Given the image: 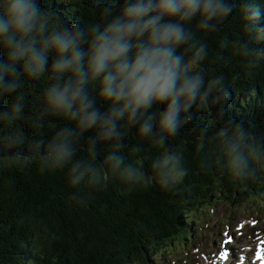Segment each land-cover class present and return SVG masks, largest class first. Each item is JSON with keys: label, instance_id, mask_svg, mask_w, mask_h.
Instances as JSON below:
<instances>
[{"label": "clouds", "instance_id": "9594fccd", "mask_svg": "<svg viewBox=\"0 0 264 264\" xmlns=\"http://www.w3.org/2000/svg\"><path fill=\"white\" fill-rule=\"evenodd\" d=\"M235 7L227 0H121L105 5L100 19L86 27L75 20L49 27L52 17L39 0H0V49L6 52V59L0 61V95L17 93L11 110L0 112V124L15 125L25 118V97L18 91L24 86L21 77L37 85L47 80L40 93L41 111L27 118L41 131L47 127L45 117L62 124L50 136L28 140L26 152H12L24 145L26 134L8 138L9 166L24 161L19 167H26L38 161L41 172L65 171L71 188L89 193L105 190L110 182L132 191L153 179L163 191L178 190L188 169L182 166L183 154L173 151L168 142L224 80L221 74L205 87L206 45L193 43L195 32L189 25L195 21L196 31H215ZM245 7L249 19H259V11ZM218 91L230 101L231 87ZM134 129L139 140L163 149L151 163L152 176L142 160L126 153L124 141ZM236 130L242 141L243 126L237 124ZM218 135L225 136L226 131L220 129ZM102 146L107 149L103 158L98 151ZM239 146L232 143L227 154L228 172L238 186L252 175L248 157L237 151ZM82 148L87 149L86 158L78 155ZM131 151L142 150L136 145ZM70 199L84 203L75 193ZM257 199L264 202V192ZM257 223L253 218L252 226ZM257 238L264 240L259 234ZM200 258L205 264H217L215 258ZM244 261L241 256L239 264ZM252 264L264 260L253 258Z\"/></svg>", "mask_w": 264, "mask_h": 264}, {"label": "trees", "instance_id": "16d2710c", "mask_svg": "<svg viewBox=\"0 0 264 264\" xmlns=\"http://www.w3.org/2000/svg\"><path fill=\"white\" fill-rule=\"evenodd\" d=\"M39 2L52 17L49 27L70 20L86 27L100 19L105 5L121 0ZM227 2L234 3L235 10L215 31H196L195 21L189 25L195 32L193 43L197 47L206 45L202 63L205 87L221 74L224 80L203 109L192 110L194 118L168 142L173 151L183 154L182 166L188 169L178 190L163 191L153 179L151 184L132 191L110 182L105 190L89 193L71 188L65 171L41 172L38 161L26 167H19L24 161L9 166L5 148L8 138L26 134L24 145L12 149L26 152L28 140L50 136L62 126L54 118L45 117L47 127L41 131L27 118L41 111L40 93L47 80L37 85L21 77L24 86L18 91L25 97V118L16 120L15 125L0 124V264H99L97 259L119 260L143 242L141 253L150 264L159 256L154 247L157 241H166L163 252L173 246L175 238L179 245L191 240L189 227H182V223L202 219L210 210L208 204L226 199L232 205L251 199L263 205L257 197L264 192V0ZM246 5L260 12L259 19L248 18ZM5 59L6 52L0 49V61ZM221 87L232 88L230 101L221 98ZM16 97L17 93L0 95V112L10 111ZM237 124L246 134L242 141L238 139ZM220 129L226 131L225 136L218 135ZM237 142V151L248 157L252 174L240 182V187L227 169L229 148ZM124 143L129 157L142 160L144 170L152 176L151 163L163 149L139 140L135 129ZM136 145L141 147L140 153L131 151ZM98 151L103 158L106 146ZM78 155L86 158L87 149L82 148ZM73 193L77 201L84 199V203L73 202ZM136 241L140 243L134 246Z\"/></svg>", "mask_w": 264, "mask_h": 264}, {"label": "rangeland", "instance_id": "374dc122", "mask_svg": "<svg viewBox=\"0 0 264 264\" xmlns=\"http://www.w3.org/2000/svg\"><path fill=\"white\" fill-rule=\"evenodd\" d=\"M230 204L226 199L215 202V205L204 213L205 217L190 223L189 228H193L191 232L193 237L184 246L179 245L178 239L175 238L171 241L173 246L162 252V249L167 248V243L166 241H157L154 247L157 253L161 252V254L153 260L152 264H205L204 260L200 258L204 255L210 259L228 260L231 255L237 256L241 246L238 240L245 239L251 242L254 240V238H249L248 233L252 237L258 234L264 236V202L261 205L251 203V199H248L247 201L242 200L238 204L234 203V207H231ZM251 218H257L259 221L254 227ZM242 221H247V223L241 227ZM230 239L231 243H227ZM139 243L136 241L133 245H139ZM143 243H140L139 248L135 247V252L133 249L130 254L119 260L105 262L97 259V262L99 264H113L114 262L148 264L141 253L140 247L143 246ZM224 249L227 250L226 256L221 254Z\"/></svg>", "mask_w": 264, "mask_h": 264}, {"label": "snow or ice", "instance_id": "6c2138e0", "mask_svg": "<svg viewBox=\"0 0 264 264\" xmlns=\"http://www.w3.org/2000/svg\"><path fill=\"white\" fill-rule=\"evenodd\" d=\"M227 243H231V239L228 240ZM225 256L227 255V253L224 254ZM257 259L258 260H264V246H262L260 248V250L257 252Z\"/></svg>", "mask_w": 264, "mask_h": 264}, {"label": "bare ground", "instance_id": "6f19581e", "mask_svg": "<svg viewBox=\"0 0 264 264\" xmlns=\"http://www.w3.org/2000/svg\"><path fill=\"white\" fill-rule=\"evenodd\" d=\"M191 225L186 223V222H183L182 223V227H190ZM227 252V250H223V252L221 254H225ZM208 260H213V259H210L208 256H207ZM224 262V260H217V264H222Z\"/></svg>", "mask_w": 264, "mask_h": 264}]
</instances>
